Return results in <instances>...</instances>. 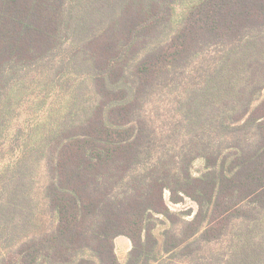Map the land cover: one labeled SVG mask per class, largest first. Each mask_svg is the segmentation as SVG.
<instances>
[{
    "label": "trees",
    "instance_id": "16d2710c",
    "mask_svg": "<svg viewBox=\"0 0 264 264\" xmlns=\"http://www.w3.org/2000/svg\"><path fill=\"white\" fill-rule=\"evenodd\" d=\"M65 44V111L0 167V264L189 262L223 239L222 263L264 264V0H0V99L13 67ZM155 88L175 95L159 135L142 111ZM37 162L53 218L41 231ZM166 191L195 201L193 217Z\"/></svg>",
    "mask_w": 264,
    "mask_h": 264
},
{
    "label": "rangeland",
    "instance_id": "374dc122",
    "mask_svg": "<svg viewBox=\"0 0 264 264\" xmlns=\"http://www.w3.org/2000/svg\"><path fill=\"white\" fill-rule=\"evenodd\" d=\"M179 7L177 11H181ZM72 56V48L65 44L62 48L55 52L49 59L44 58L40 62L30 65H18L12 68L13 82L6 94L0 99V107L5 110V116L0 117V167L3 162H8L9 158H16L19 156L20 148L16 147L13 151V145H22L29 138L31 134H36L35 131L39 125L43 128L49 126L51 122L56 121L65 111V100L71 99L70 95H64L58 91L65 89L68 84L58 82V79L53 80V75L56 72L54 66L62 63L66 64L68 59ZM83 77L78 78L82 80ZM185 81L189 82L187 79ZM85 97L92 101L94 99V92L90 84L85 88ZM175 95L167 89L155 88L151 91L147 103L142 111L145 116L149 117L151 124L156 129L159 135L161 130L165 128L173 119L172 115L175 113L174 106ZM65 102V104H64ZM64 104V105H63ZM68 105V103H67ZM55 110L51 115L49 111ZM2 158V159H1ZM205 170V161L198 159L193 165V173L197 176L202 174ZM33 194L37 202V210L35 213L36 231L46 230L53 218L47 213L46 202L42 197V187L46 182V173L43 163L37 162L33 169ZM165 198L174 211H187L191 215L186 218H192L197 211V204L190 198H186L184 202L174 204L170 201V193L166 191ZM165 224H161L157 230V235L162 237V230ZM227 239L216 242L201 243L196 245L195 253L192 260L185 261V259L174 258L169 260L166 264H226V260L222 257H214L216 252H224ZM116 253L121 261L125 263L129 251L132 248V242L127 236H119L115 240Z\"/></svg>",
    "mask_w": 264,
    "mask_h": 264
}]
</instances>
